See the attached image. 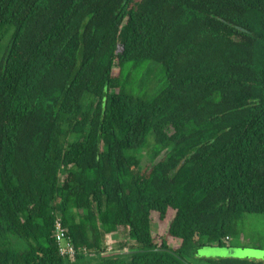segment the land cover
Wrapping results in <instances>:
<instances>
[{
    "label": "trees",
    "instance_id": "1",
    "mask_svg": "<svg viewBox=\"0 0 264 264\" xmlns=\"http://www.w3.org/2000/svg\"><path fill=\"white\" fill-rule=\"evenodd\" d=\"M248 215L264 0H0V264H264L196 257Z\"/></svg>",
    "mask_w": 264,
    "mask_h": 264
},
{
    "label": "rangeland",
    "instance_id": "2",
    "mask_svg": "<svg viewBox=\"0 0 264 264\" xmlns=\"http://www.w3.org/2000/svg\"><path fill=\"white\" fill-rule=\"evenodd\" d=\"M149 65V67L145 68L142 72L141 75L138 77L137 80V84L140 88L141 91H143L145 89V87L143 86V83L149 82L148 80H150V82H154V78L156 73L158 72V69H160L159 71V75H161V79L164 77L162 75V68L160 67V65H157L155 63H149L146 64V66ZM137 74H135L133 76L134 79H136ZM160 78L157 77V80L155 82V86H162V83H159ZM162 82V81H161ZM151 86L154 85V83ZM142 86V87H141ZM150 162L149 157L145 154L143 159H142V165L146 166L148 163ZM154 230L157 229V225L154 224L153 225ZM243 229V234H244V238L243 240L241 239L240 241L238 239L234 240V243H237L240 245V247H242V250H248L251 251V253H254L253 255L249 254L248 259L249 260H255V261H262L264 260V217L263 216H258V215H248L245 216V220H244V224L242 226ZM110 246H109V251H111L112 249V245L111 242ZM260 249H263L260 251ZM259 250V251H258ZM108 251V252H109ZM106 254H110V253H106Z\"/></svg>",
    "mask_w": 264,
    "mask_h": 264
},
{
    "label": "water",
    "instance_id": "3",
    "mask_svg": "<svg viewBox=\"0 0 264 264\" xmlns=\"http://www.w3.org/2000/svg\"><path fill=\"white\" fill-rule=\"evenodd\" d=\"M168 251V250H166ZM259 251V250H258ZM135 251L124 250L121 254H132ZM108 253H115L109 251ZM106 254V253H105ZM249 254L253 255L251 251L242 250L241 248H230V247H220V246H205L198 250L196 257L198 258H207V259H226V258H240L248 259Z\"/></svg>",
    "mask_w": 264,
    "mask_h": 264
},
{
    "label": "built area",
    "instance_id": "4",
    "mask_svg": "<svg viewBox=\"0 0 264 264\" xmlns=\"http://www.w3.org/2000/svg\"><path fill=\"white\" fill-rule=\"evenodd\" d=\"M56 242L62 257L67 258L75 254V247L72 244V240L59 222H56Z\"/></svg>",
    "mask_w": 264,
    "mask_h": 264
}]
</instances>
